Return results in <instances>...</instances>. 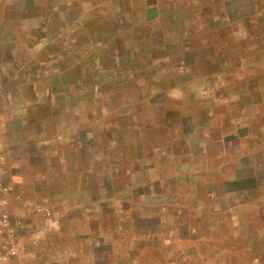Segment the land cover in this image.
<instances>
[{
	"label": "crops",
	"instance_id": "crops-1",
	"mask_svg": "<svg viewBox=\"0 0 264 264\" xmlns=\"http://www.w3.org/2000/svg\"><path fill=\"white\" fill-rule=\"evenodd\" d=\"M4 264H264V0H0Z\"/></svg>",
	"mask_w": 264,
	"mask_h": 264
},
{
	"label": "built area",
	"instance_id": "built-area-1",
	"mask_svg": "<svg viewBox=\"0 0 264 264\" xmlns=\"http://www.w3.org/2000/svg\"><path fill=\"white\" fill-rule=\"evenodd\" d=\"M6 261V257L3 254H0V264H4Z\"/></svg>",
	"mask_w": 264,
	"mask_h": 264
}]
</instances>
